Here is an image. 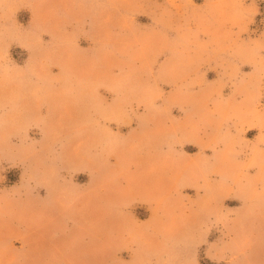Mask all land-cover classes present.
Here are the masks:
<instances>
[{
    "label": "rangeland",
    "instance_id": "obj_1",
    "mask_svg": "<svg viewBox=\"0 0 264 264\" xmlns=\"http://www.w3.org/2000/svg\"><path fill=\"white\" fill-rule=\"evenodd\" d=\"M0 264H264V0H0Z\"/></svg>",
    "mask_w": 264,
    "mask_h": 264
}]
</instances>
